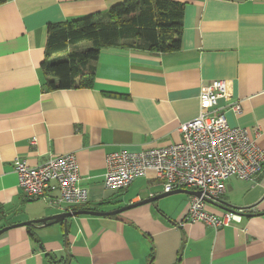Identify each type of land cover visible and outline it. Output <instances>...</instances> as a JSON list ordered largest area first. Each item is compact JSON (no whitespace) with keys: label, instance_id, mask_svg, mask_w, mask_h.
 I'll return each instance as SVG.
<instances>
[{"label":"crops","instance_id":"crops-1","mask_svg":"<svg viewBox=\"0 0 264 264\" xmlns=\"http://www.w3.org/2000/svg\"><path fill=\"white\" fill-rule=\"evenodd\" d=\"M121 1L0 4V228L63 212L24 199L16 159L36 166L73 153L88 190L83 205L99 211L163 193L152 171L125 189H106V155L179 142V125L199 114L200 91L214 79L226 82L214 108L264 149V0H174L183 4L179 48H103L91 86L45 87L49 25ZM235 103L239 113L230 109ZM167 196L112 216L69 217L66 233L62 223L10 228L0 234V264H264V171L253 180L227 178L218 201L206 202L218 216L242 210L227 226L184 221L192 195Z\"/></svg>","mask_w":264,"mask_h":264},{"label":"built area","instance_id":"built-area-1","mask_svg":"<svg viewBox=\"0 0 264 264\" xmlns=\"http://www.w3.org/2000/svg\"><path fill=\"white\" fill-rule=\"evenodd\" d=\"M225 93L223 79L211 80L201 89L199 114L179 125V142L139 151L120 149L108 153L104 187L122 190L152 171L162 192L180 188L201 191L199 197H191L184 221H202L214 228L239 221L242 210H226L218 216L208 212L205 204L218 201L227 178H257L264 171V149L255 143L246 128L229 125L224 113L214 108ZM230 109L239 113V103L231 105ZM14 171L26 200H40L62 211H71L72 207L88 200V190L81 185L73 153L50 155L36 166L16 159Z\"/></svg>","mask_w":264,"mask_h":264},{"label":"trees","instance_id":"trees-1","mask_svg":"<svg viewBox=\"0 0 264 264\" xmlns=\"http://www.w3.org/2000/svg\"><path fill=\"white\" fill-rule=\"evenodd\" d=\"M4 1L0 0V4ZM182 15L183 4L174 0H122L105 14L49 25L48 54L41 63L45 87L59 90L91 86L92 62L103 48L176 50L180 45ZM80 209L97 210L98 207L79 205L71 211ZM1 214L0 211V222Z\"/></svg>","mask_w":264,"mask_h":264},{"label":"water","instance_id":"water-1","mask_svg":"<svg viewBox=\"0 0 264 264\" xmlns=\"http://www.w3.org/2000/svg\"><path fill=\"white\" fill-rule=\"evenodd\" d=\"M174 193H185L188 195H192V196H200L201 195V191L199 190H192V189H175L173 191L170 192H163L159 195H156L154 197H150L147 199H142L140 201L134 202V203H130L127 204L123 207H120L118 209L112 210V211H99V210H87V209H80V210H74V211H63L61 213H56V214H52V215H48L39 219H32V220H27V221H23V222H19V223H13L11 225H6L0 228V234L7 231L10 228L16 227V226H36V225H42V226H48L54 223H62V225L64 226V232H67V220L69 217H73V216H77V215H95V216H112V215H116L118 213H121L125 210H128L130 208L139 206V205H143L146 203H149L155 199L158 198H162L164 196L170 195V194H174ZM52 257L53 254L49 253Z\"/></svg>","mask_w":264,"mask_h":264},{"label":"rangeland","instance_id":"rangeland-1","mask_svg":"<svg viewBox=\"0 0 264 264\" xmlns=\"http://www.w3.org/2000/svg\"><path fill=\"white\" fill-rule=\"evenodd\" d=\"M106 13V12H105ZM105 13H103V14H105ZM176 195H178V194H176ZM168 196H165V197H162V198H159V200H161V199H164V198H167Z\"/></svg>","mask_w":264,"mask_h":264}]
</instances>
